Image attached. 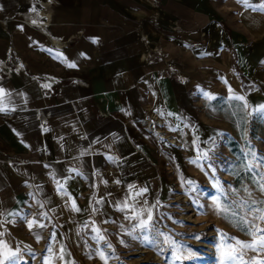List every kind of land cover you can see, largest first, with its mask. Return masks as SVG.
Wrapping results in <instances>:
<instances>
[{"label":"crops","instance_id":"0c3cea01","mask_svg":"<svg viewBox=\"0 0 264 264\" xmlns=\"http://www.w3.org/2000/svg\"><path fill=\"white\" fill-rule=\"evenodd\" d=\"M248 2L0 0V252L56 264L87 222L155 216L208 103L264 105V0ZM148 109L177 145L138 125Z\"/></svg>","mask_w":264,"mask_h":264},{"label":"rangeland","instance_id":"374dc122","mask_svg":"<svg viewBox=\"0 0 264 264\" xmlns=\"http://www.w3.org/2000/svg\"><path fill=\"white\" fill-rule=\"evenodd\" d=\"M237 96L244 101L223 97L208 103L207 142L188 159L185 172L175 173L179 182L157 205L151 222L153 230L163 231L181 246L182 255L187 257L191 250L193 258L176 260L173 249L153 230L134 232L128 221L116 225L95 221L85 223L82 230L85 248H67L64 256L57 251L47 255V261L60 264L62 257L63 264H221V245L226 253L233 249L242 253L224 264L264 261V245L237 244L258 242L261 233L256 229H264V219L259 218L264 215V191L257 183L264 177V111L245 106V91ZM213 197L228 211L219 212Z\"/></svg>","mask_w":264,"mask_h":264},{"label":"snow or ice","instance_id":"6c2138e0","mask_svg":"<svg viewBox=\"0 0 264 264\" xmlns=\"http://www.w3.org/2000/svg\"><path fill=\"white\" fill-rule=\"evenodd\" d=\"M238 3L243 4L245 7H252V5L249 4L248 0H238ZM256 7H258L259 10L264 11V3H261L260 5H258ZM69 66L70 67H75V64H71ZM45 87H49V85H45ZM230 91H231V89H230ZM2 94H4V90L0 89V95H2ZM204 95L209 100L214 98L209 93H204ZM236 99L244 101L245 98L243 96H238V97H236ZM245 106H247L246 102H245ZM4 110H5L4 107H0V111H4ZM255 110L256 111H264V105H260L259 108L255 109ZM187 183L188 184H194V182L191 181V180L187 181ZM257 183H259V186H260L261 190L264 191V177H262L261 181H258ZM217 187H219V185H217ZM142 191H146V189L142 190ZM139 194L140 193H138V195ZM213 200L217 201V198L213 197ZM77 210H79V209H77ZM217 210L219 212H227L228 211V209L222 207L219 204L218 201H217ZM261 211H264V209H262ZM259 218L260 219H264V215H262ZM152 220H153L152 214L149 213L148 216H147V219H141L140 220V222H139L140 229L141 230H153V226H152V223H151ZM33 223H35V221L29 222V225H28L29 228L32 227ZM40 226L43 227V225H40ZM256 232L261 233V236H260V239H259L258 242H256V243H248V242H243V241L237 240V244L241 245L242 247H245V248H255L257 243L259 245H264V229L257 228ZM153 233H154L155 237H162L163 238L162 242L173 249L172 255L174 256V258L176 260H184V259H188V258H193L194 253L191 250H189L187 257L182 255L180 253V247L181 246L178 245L177 242L170 235L164 233L163 231H160L159 229H154ZM99 239H103V236H100ZM144 239L146 241H148L149 237L145 236ZM195 239L199 240L200 237L197 235V236H195ZM3 247L5 249H7V245L6 244H4ZM220 249H221V264H224V261H227V260H230V259H233V258H241L242 257V253H236L235 249H233V251L230 252V253H226V252L223 251V245L220 246ZM16 258H17V252H14V251H11V250L0 252V264H5L6 261L8 262V264H16ZM241 264H247V262H244L243 260H241ZM258 264H264V261H259Z\"/></svg>","mask_w":264,"mask_h":264},{"label":"built area","instance_id":"2783aa9c","mask_svg":"<svg viewBox=\"0 0 264 264\" xmlns=\"http://www.w3.org/2000/svg\"><path fill=\"white\" fill-rule=\"evenodd\" d=\"M147 111V115L138 120V125L143 127L157 139L176 145L177 139L168 129H166L165 120H163L155 111L150 109ZM158 205H162V202L159 201Z\"/></svg>","mask_w":264,"mask_h":264}]
</instances>
